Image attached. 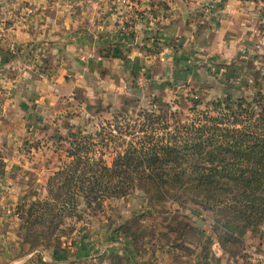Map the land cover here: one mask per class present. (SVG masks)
<instances>
[{
    "label": "rangeland",
    "instance_id": "obj_1",
    "mask_svg": "<svg viewBox=\"0 0 264 264\" xmlns=\"http://www.w3.org/2000/svg\"><path fill=\"white\" fill-rule=\"evenodd\" d=\"M76 1L84 2L38 0L34 7L19 9L18 14L12 15L9 21L4 20V23H17L21 27L28 14H42L51 10L58 13L63 8H60L62 4ZM115 1L121 6L117 12L120 21L124 26L131 24L130 28L146 14L163 16L171 11L161 1L157 7L151 5L153 9L149 8L150 4L147 9L138 7L132 2L135 0ZM192 1L202 12L205 11V5L210 3V0ZM213 1L217 7V0ZM104 10L98 5L94 8L98 15L104 13ZM260 10L262 20L257 27L264 31V8ZM205 12L207 16L212 10ZM261 40L237 55L235 61L219 64L218 71L209 66V70L206 69L203 66L206 63L201 65L200 62H193L195 72L191 79L184 78L175 82L168 79L169 74L160 77L161 65L154 68L155 76L144 70L141 76L136 75L133 79L132 85L136 91L134 96L112 95L106 100L110 105L102 111L88 107L83 97L74 99L71 96V100H68H75V104L65 111L59 121H52L48 126L41 125L32 134L33 128L26 127L22 141L18 142V161L24 159L33 166V170L24 171V182L19 180L23 196L45 197L49 177L59 167L76 161V156L89 166L95 162L110 166L117 154L127 149L154 151L163 145L191 143L197 137H207L210 134L208 127L213 124L217 127H233V116L224 115L227 112L224 105L216 108L213 106V103L224 101L228 96L231 100L229 111L243 109V113L238 116L239 121L258 124L259 121L252 116L249 120L246 118L250 117L251 110H259L254 99H259L264 105V39ZM148 44L152 42L148 41ZM145 48L147 50L149 46ZM152 81H161L163 84L168 82V85L163 89H153L150 86ZM155 96L162 97L163 101L153 103ZM240 99L247 101L248 105L239 108L237 103ZM113 102L115 106H112ZM241 125L237 124V127ZM75 150L78 151L75 153ZM86 177L91 178L93 174L88 172ZM147 198L139 188L118 198L104 196L100 207L77 211L80 219L67 217L64 222L69 223L72 229L62 234L58 248L48 250L53 251L54 257L58 251L65 252L67 257L77 255L76 264H107L109 261L112 264H135L133 257L150 258L165 252L169 257H181L186 262L190 258L200 257L213 264H264V222L249 226L246 231L235 230L241 237L240 242H229L227 249H223L220 245L223 230L215 227L210 214L201 205L182 198H165L157 203L148 202ZM79 199V207L85 208L82 198ZM94 241L100 244L111 242L115 244L116 250L105 248L104 254H100L99 246ZM21 243L30 248L27 243ZM126 243H130L134 249L132 256L123 254ZM214 244H219L222 254L213 253L211 248ZM98 255L102 262L97 263ZM221 255L223 258L218 259ZM35 264H40L37 259Z\"/></svg>",
    "mask_w": 264,
    "mask_h": 264
},
{
    "label": "crops",
    "instance_id": "obj_2",
    "mask_svg": "<svg viewBox=\"0 0 264 264\" xmlns=\"http://www.w3.org/2000/svg\"><path fill=\"white\" fill-rule=\"evenodd\" d=\"M36 1L0 0V21L5 26L19 9L34 7ZM160 1L171 11L163 16L146 14L133 28L120 21L121 6L115 0L68 2L58 13L33 12L21 27L17 23L5 26L7 37L0 39V264H35L36 259L40 264H76L78 260L77 255L67 257L63 251L54 257L52 250L30 249L17 236L15 204L24 194L19 185L26 178L24 171L33 170L27 160L17 159L26 127L33 128L32 134L41 125L59 121L75 104L71 96L83 97L88 107L98 111L110 105L106 100L112 95L134 96V77L144 70L152 74L158 65L163 66L159 76L169 74L168 79L175 82L194 77L195 61L218 71L219 64L235 61L252 43L264 39V31L257 27L264 0H217L216 9L207 16L192 0L132 2L144 9L150 4L153 9L151 5L157 7ZM97 5L106 9L104 13L96 14ZM166 85L150 84L153 89ZM162 101L160 96L153 98V103ZM94 243L100 254L105 248L116 250L111 242ZM124 247L122 253L132 256L130 243ZM211 249L222 254L219 244ZM180 258L165 252L133 260L137 264H213L200 257L188 262ZM96 261L102 262L100 256Z\"/></svg>",
    "mask_w": 264,
    "mask_h": 264
},
{
    "label": "trees",
    "instance_id": "obj_3",
    "mask_svg": "<svg viewBox=\"0 0 264 264\" xmlns=\"http://www.w3.org/2000/svg\"><path fill=\"white\" fill-rule=\"evenodd\" d=\"M253 102L259 110H251L246 119L252 116L259 121L255 125L238 119L243 113L240 107L248 102L240 99V111H229L228 96L213 106L224 105V115L233 116V127L213 124L207 137L163 145L154 151L127 149L117 154L110 166L101 162L89 166L76 156V161L59 167L49 177L45 197L24 195L16 202L18 238L30 249H56L62 234L72 229L64 222L67 217L78 220L77 211L100 207L104 196L118 198L139 188L148 202L182 198L201 205L215 227L223 230V249L229 242H240L235 230L246 231L264 222V105L259 99ZM88 172L93 177H86ZM79 198L85 208L79 207Z\"/></svg>",
    "mask_w": 264,
    "mask_h": 264
},
{
    "label": "built area",
    "instance_id": "obj_4",
    "mask_svg": "<svg viewBox=\"0 0 264 264\" xmlns=\"http://www.w3.org/2000/svg\"><path fill=\"white\" fill-rule=\"evenodd\" d=\"M205 9L207 11L216 9L215 2L213 0H210V3L205 5ZM6 37H7V28L0 21V39H6ZM10 48L12 49L13 47L11 46Z\"/></svg>",
    "mask_w": 264,
    "mask_h": 264
}]
</instances>
